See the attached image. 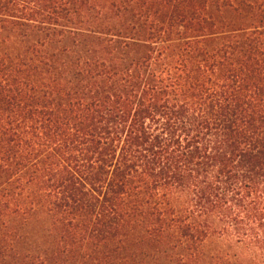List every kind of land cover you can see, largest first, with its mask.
Here are the masks:
<instances>
[{"label": "trees", "instance_id": "1", "mask_svg": "<svg viewBox=\"0 0 264 264\" xmlns=\"http://www.w3.org/2000/svg\"><path fill=\"white\" fill-rule=\"evenodd\" d=\"M0 264H264V0H0Z\"/></svg>", "mask_w": 264, "mask_h": 264}, {"label": "rangeland", "instance_id": "2", "mask_svg": "<svg viewBox=\"0 0 264 264\" xmlns=\"http://www.w3.org/2000/svg\"><path fill=\"white\" fill-rule=\"evenodd\" d=\"M107 1L109 2V1H114V0H107Z\"/></svg>", "mask_w": 264, "mask_h": 264}]
</instances>
